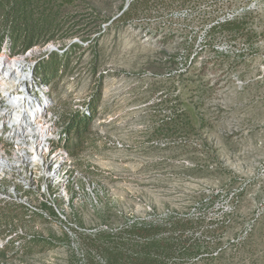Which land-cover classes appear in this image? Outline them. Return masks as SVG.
<instances>
[{
	"label": "rangeland",
	"instance_id": "374dc122",
	"mask_svg": "<svg viewBox=\"0 0 264 264\" xmlns=\"http://www.w3.org/2000/svg\"><path fill=\"white\" fill-rule=\"evenodd\" d=\"M127 2L0 0V51L39 49L63 121L95 109L63 194L0 198V264H75L81 234L167 214L191 218L190 264H264V0ZM167 95L190 123L169 134Z\"/></svg>",
	"mask_w": 264,
	"mask_h": 264
},
{
	"label": "built area",
	"instance_id": "2783aa9c",
	"mask_svg": "<svg viewBox=\"0 0 264 264\" xmlns=\"http://www.w3.org/2000/svg\"><path fill=\"white\" fill-rule=\"evenodd\" d=\"M6 45L4 41L0 51L5 54V65L26 56V62L32 67L31 80L23 88L15 85L10 96L0 89V198L4 193L16 197L15 189L58 187L63 194L73 169L67 149L68 122L53 111L49 87L36 73L37 62L31 60L36 54L31 51L37 48L12 56L10 51H5ZM23 73L21 68H11L8 78L14 79ZM19 202L24 203L21 199Z\"/></svg>",
	"mask_w": 264,
	"mask_h": 264
},
{
	"label": "trees",
	"instance_id": "16d2710c",
	"mask_svg": "<svg viewBox=\"0 0 264 264\" xmlns=\"http://www.w3.org/2000/svg\"><path fill=\"white\" fill-rule=\"evenodd\" d=\"M119 17L125 19L127 12L124 11ZM215 29L216 27H212L209 34ZM220 29L227 30L228 35L232 37L241 30L238 21L226 22ZM190 66L191 61L187 68ZM158 103L154 113L156 116L163 109L169 110L164 113L160 125L161 128L165 127V134L171 132H168L169 128L183 121H187L186 125L189 126V120L184 118V111L177 102L172 103L168 95ZM93 110L82 116L76 115L68 122L69 133L73 130L75 132V141L70 147L71 154L82 146L85 134L90 130L94 119ZM21 208L24 209L25 206L21 205ZM183 218L167 214L161 220L150 217L128 222L115 232L99 229L93 236L81 234L85 249L74 251L75 264H190V261L200 253L202 245L189 237L190 234L193 236L191 218Z\"/></svg>",
	"mask_w": 264,
	"mask_h": 264
},
{
	"label": "bare ground",
	"instance_id": "6f19581e",
	"mask_svg": "<svg viewBox=\"0 0 264 264\" xmlns=\"http://www.w3.org/2000/svg\"><path fill=\"white\" fill-rule=\"evenodd\" d=\"M52 48V46H48L46 49L50 52ZM31 53L38 54L39 50L34 49L31 51ZM4 60L5 54L3 52L0 54V89L4 92V94L10 96L15 85H17V87L23 88L27 83L30 82L32 66L26 62V56H20L17 58V60L8 63V65H5ZM11 68H21L23 69L24 73L19 75L17 78L10 79L8 78V71Z\"/></svg>",
	"mask_w": 264,
	"mask_h": 264
},
{
	"label": "water",
	"instance_id": "95a60500",
	"mask_svg": "<svg viewBox=\"0 0 264 264\" xmlns=\"http://www.w3.org/2000/svg\"><path fill=\"white\" fill-rule=\"evenodd\" d=\"M130 1H131V0H128L127 5L129 4ZM52 50H54V47L52 48Z\"/></svg>",
	"mask_w": 264,
	"mask_h": 264
}]
</instances>
